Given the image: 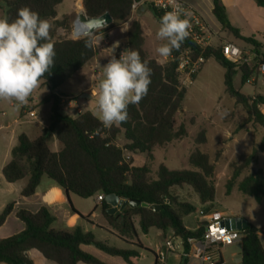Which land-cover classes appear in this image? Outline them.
<instances>
[{"label":"trees","instance_id":"trees-1","mask_svg":"<svg viewBox=\"0 0 264 264\" xmlns=\"http://www.w3.org/2000/svg\"><path fill=\"white\" fill-rule=\"evenodd\" d=\"M143 0H83V7L90 17H98L109 12L114 23L98 30L95 35L110 30L127 22L133 12L135 3ZM264 7V0H254ZM63 0H7L4 17L10 21L17 16L18 9L29 7L37 11L41 18H46L52 24L51 37L55 46L56 56L50 74H45L41 81L48 86L50 94L44 103L51 104L49 126L36 139L31 140L22 133L18 144L11 151V159L4 166L2 175L7 183H16L27 178V184L21 191L23 197L35 194L44 176L51 179L62 188L67 195L73 194L82 199H89L99 194L115 195L119 199L146 202L159 205L163 210L155 212L148 208H132L126 206L122 211L110 214V205L104 198L101 202L102 214L109 227L120 237L136 240L138 232L136 222L144 234L151 228L163 232V237L169 231L186 241L199 237L201 232L189 230L183 218L196 212V207L188 202H182L173 195L171 189L189 185L198 194L201 203H210L206 210H211L216 196V167L210 157L200 150L194 151L189 157V163L196 169L170 170L160 165L156 179L149 178L150 163L144 166H134L132 157H126L125 152L146 154L148 161L154 160V149L165 146L173 140L182 139L187 130L181 125L174 130L173 122L177 112L183 110V102L187 88L182 86L178 72L177 59L187 49L194 52V57L200 49L192 42L185 40L179 50H173L171 60L159 64L150 59L145 51V38L138 20H134L127 30V49L139 51L141 59L148 62L152 69L151 84L147 95L138 103L128 106V120L110 129H104L100 121L89 111L78 114L77 117L65 115L61 110V98L55 93L76 73L86 67L98 55L94 36L72 39L61 36L58 30L71 33L76 15H65L56 20L57 7ZM149 9L160 21L163 12L149 4ZM213 14L221 24L222 29L234 38L252 48L257 61L264 63V48L254 37H244L232 26L228 19L226 7L222 0H213ZM207 60L213 58L225 69L224 84L226 93L237 103L242 104L250 117L264 127V114L259 106L264 105V96L250 99L234 86L238 73L242 75V84L255 76L256 67L249 64L241 66L227 61L219 48H208L204 54ZM197 75L194 76V80ZM97 129H100L97 134ZM123 134L128 141L120 146L117 141ZM55 136L61 144L58 152L52 151L50 142ZM205 142V137L200 140ZM264 153V135L261 142L239 166L233 169L227 182V192L231 193L237 180L247 169L256 165L258 154ZM239 191L253 197L257 203L264 199V173L258 169L252 170L238 183ZM14 204H8L0 214V227L13 212ZM17 217L25 224L21 233L0 239V263L33 264L27 257L31 249L39 251L46 259L56 264H106L97 257L82 250V245H93L104 253L120 257L128 264L132 259L140 258L142 246L135 244V249H122L110 246L97 240L93 232H86L81 226L70 230H55L52 228L55 217L45 206L36 213L25 209L17 211ZM87 219V218H84ZM242 264H264V247L260 239L261 230L251 223L243 230ZM186 259L185 263H188Z\"/></svg>","mask_w":264,"mask_h":264},{"label":"rangeland","instance_id":"rangeland-1","mask_svg":"<svg viewBox=\"0 0 264 264\" xmlns=\"http://www.w3.org/2000/svg\"><path fill=\"white\" fill-rule=\"evenodd\" d=\"M6 2L7 0H0V18H4L7 8ZM80 2L81 0H63V2L57 7L59 17L62 19L64 14L70 13L72 8L74 12H77V14L80 10H82L83 13L82 2ZM79 3L81 4V8L78 7ZM216 23L219 24L217 19ZM149 24L157 34V31L160 27V21H149ZM74 29L75 26L73 25V31ZM212 29H214V31H218L217 25L212 26ZM58 32L61 36H68L71 38L73 37L72 32L70 34H66L63 29L58 30ZM220 34L223 35L224 33ZM80 37L82 36L77 38ZM224 40H226L225 37L223 40H221V42H218L215 48H219L221 44L224 43ZM153 42L156 44V49L161 44L166 43V41L158 39L154 40L151 34L148 33L147 49L151 58L154 57V54L152 53ZM235 42L242 50L252 51V49H248L249 47H247L245 43L239 41ZM123 51L124 48L122 47L116 50V53L114 54L117 58H119ZM155 53H157V51H155ZM170 60L171 58L169 56L166 62ZM203 66V69H201L202 72H199L200 74L198 73L199 76H197L196 80L193 81L192 84H186L184 82L185 77H180L182 86L187 88V94L183 102V110L176 113L173 126L174 130H179L180 126L184 125L187 130L186 136L182 139L173 140L171 143H168L165 146L156 147L154 149V160L151 162L147 160L146 154L143 153H132L126 151L125 155L127 158H133L134 166L141 167L149 162L151 170L149 178L156 179L158 169L162 164L168 167L170 170L195 171L196 169L189 163V157L194 151L200 150L210 157V161L216 167V196L212 208L220 211H226L230 214H246L250 219H255L258 221L257 223L262 225L264 223V207H260L254 198L244 196L238 191L237 188H234L231 193H228L227 178L232 176L233 169L236 166L242 164L245 158H247L252 153L253 149L259 145L264 135V127H262L259 123H256L250 117L247 109L242 104L237 103L235 99L231 98L226 93L224 84L225 69L221 67L213 58L207 60ZM85 72H87L86 77L84 76L83 78H80L79 75L75 76L73 79L68 81V85H66L67 87L63 85L60 91H63L61 95H67L71 91L70 93L76 95L81 102L85 103L83 106L85 111L91 110L94 112L96 110V97L93 96L92 98L88 99L89 103H87L86 99L81 98L83 94L81 92L82 89L85 86H89L91 84L90 77L88 75L89 71L87 68H84L81 74L85 75ZM99 72L100 74H98V79L92 83V88L97 90L99 81L102 79V70L98 71L97 73ZM234 83V86H236L235 88L238 89V91L240 90L241 93L245 94L250 99H255L257 96H260L255 93H259L264 96V77L262 75L258 76L257 83L254 81L251 85H246L243 88L240 86V75L235 77ZM50 93L51 92L48 86L45 85L43 81H41L40 86L32 93L28 101L34 100V102H37L41 106L44 103V99ZM253 94L255 95L252 96ZM12 103L13 105H11ZM22 106L23 105L18 104L16 101L0 100V126H4V128L0 129V169L5 156L11 149L12 145L9 143V141L14 128L5 127L7 126L6 122H10L16 117H20L23 112ZM63 112L65 115H69L70 113L68 109L63 110ZM2 113H5V115ZM21 119H25L23 118V115ZM16 129L19 132L22 128L16 127ZM202 137H205V142L200 141ZM16 142L17 139L13 141V143ZM127 142L128 141L124 138L123 134L119 136L117 141L120 146H124ZM53 147L55 146L52 145V149ZM255 168H260L264 172V153H259ZM250 172V168L245 170V175L249 174ZM1 173L2 172H0V175ZM171 192L173 195L177 196L180 201L191 203L196 207L195 213L183 218L184 225L187 228H195L197 225L195 218L197 209L202 208L198 194L189 185H185L183 187H174L171 189ZM73 196L74 198L80 200L82 203V208L85 212L88 211V213H90L93 211L95 203L94 199H81L76 195ZM101 220L102 223L105 224V220L102 217ZM157 234L158 230L155 228H152L149 234H144L141 230H138L139 241L142 243V245L151 247L152 249H154L156 244L159 242L160 245H162L164 242V237H159ZM96 235L100 241L108 240V243H110L112 246H123L120 241L112 238L101 230H98ZM261 241L264 243V237L261 238ZM91 248L93 253H100L104 255V253L100 252L95 246H92ZM241 250V243L225 247L223 249V256L227 261L226 264H241L237 262V259L241 258ZM148 254L146 253V260L142 261L141 264H150L151 256ZM234 254L235 256H233ZM117 260L123 262L121 258H118ZM168 264L172 263L168 262ZM188 264H195V262L189 260Z\"/></svg>","mask_w":264,"mask_h":264},{"label":"crops","instance_id":"crops-1","mask_svg":"<svg viewBox=\"0 0 264 264\" xmlns=\"http://www.w3.org/2000/svg\"><path fill=\"white\" fill-rule=\"evenodd\" d=\"M152 1L153 0H143V1L138 2L137 5H134L132 15L127 22H125L119 26H116L114 28H111L110 30L101 32L98 35L94 34L95 35L94 41H95V45L97 46V49H98V55L86 67H84V68H87L89 71L88 75L90 77L91 84L89 86H85L82 89L81 92L83 94L84 93L90 94L91 95L90 98H92L93 96L96 97L98 90L92 88V83H94L98 79V76H99L98 74H100V72L99 73H97V72L101 71L102 66L108 62V60L110 59V56H109L110 48H112L117 42L119 43V47H116L115 48L116 50H118L122 47L124 48V51L127 50V47H126L127 30L129 28L130 24L134 20H138L141 24L143 36L145 38L144 48H145V51H146L148 57H150V55H149L150 53L147 49L148 33L151 34V36L154 38V40L157 39V36H156L155 31L150 27L149 21H158L155 18L152 11L149 9V4H151ZM180 1H182L183 3L189 5L191 8H193L204 19V21L208 24L209 28L215 34V37L213 40L214 46H217L218 42H221V40H223L224 37L226 40H224L223 42H232L234 44H236L235 41L242 42V41L234 38L227 31H224L219 22H218L219 24L216 23V17L213 14V0H180ZM81 2H82V6H83V0H81ZM222 2L224 4V6L226 7L228 19H229L230 23L232 24V26L234 28L238 29L242 36L254 37L255 40H257L264 48V7L259 6L254 0H222ZM83 10H84V7H83ZM78 12L79 13L77 14V12H74L73 8H72L70 13L64 14V16L75 14L76 19H77L78 15H80L82 13V10H80ZM59 18L60 17H59L58 12H57L56 20L61 19V18L60 19ZM215 25H217L218 31H214V29H212V26H215ZM219 31H220V33H224V34L221 35L219 33ZM71 32L73 33V28H72ZM67 34H70V33H67ZM69 38H71V37H69ZM72 39H78V38H74V36H73ZM155 46H156V44H155V42H153L152 43V47H153L152 53L154 54L153 55L154 57H152V58L150 57V58L157 60V62H159L160 64H164L166 62V60L168 59V57L167 58H161L160 57V59H159L158 53H155V51H156ZM246 46L249 47L248 49H252L249 45L246 44ZM84 68L82 70H80L78 73H76L74 75V77L78 76V75L80 78L81 77L83 78L84 76L86 77L87 72H85V75L81 74L82 71L84 70ZM201 72H202V70L200 71V73ZM199 74L197 76H199ZM238 75H240V86H241V88H243L246 85L252 84V83L251 84L246 83L243 85L241 73H238L236 75V77ZM195 80H193V81H195ZM257 81H258V77L256 78L255 83H257ZM234 82H235V79H234ZM64 85H65V87H67L66 85H68V81ZM234 85H235V83H234ZM61 87L55 93L61 98V110H62L63 114H65L63 112V110L68 109L70 112L69 116L75 118L79 114L76 111L77 107H81L82 112L83 111L84 112L89 111L93 114V112L91 110L85 111L83 109V106L85 105V103L81 102L76 95H73L72 93H70L71 91L67 95H61V93L63 92V91H60ZM64 89H66V88H64ZM255 94L262 96L259 93H255ZM255 94H253L252 96H254ZM90 98H82V99H86L87 103H89L88 99H90ZM45 99H44V101H45ZM11 105H13V103ZM26 105H29L32 110H35L36 118L32 119V120L31 119L29 120L26 118L21 119L22 118V114H21L20 117H16L14 120H12L10 122L5 121L7 123V126H5V127H7V128L13 127L14 129L12 130V136H11L10 141H9V143L12 144L11 149L7 152V154L5 156V159L1 165V169H0L1 171L0 172H2L4 166L10 161L11 151L14 147L17 146L18 137L20 134L24 133L31 140H34V139L38 138L44 132V130H46L49 126L51 104L43 103L40 106V104H38L37 102H34V100H33V101H28V103ZM259 109L264 114V105L259 106ZM2 114L5 115V113H2ZM16 127H21L22 128L21 131L18 132ZM1 128H4V126H0V129ZM16 139H17V142L13 143V141H15ZM235 140H236V138H235ZM52 145L55 146V147H53V149H52ZM50 147H51L52 151H55V152H58L61 149V144L58 142V140L55 136H53L52 141L50 142ZM258 157H259V154H258ZM255 167H256V165L253 166L251 170L253 171V168H255ZM258 169H260V168H258ZM45 177H47V176H44L42 178L41 183L38 186V188L36 189V192L34 195H32L30 197H23L21 195V191L23 190V188L27 184V178L23 179L21 181H18L16 183L10 184V183H7L5 181V179L1 173V175H0V214L4 211V209L6 208V206L8 204L13 203L14 204V210L8 216L5 223L0 227V239H6L9 237L15 236V235H17V234H19L25 230V224L17 217V211L18 210L25 209V210H28L32 213H36L37 211H39V209L41 207L45 206L49 209V211L55 217V222L52 225L53 229H55V230H70V229H74L78 226H81L86 232H93L95 234L96 238H97L96 232L98 230H101V231L107 233L112 238L120 241L123 244V246H121V247L114 246V247L122 248V249H135V244L139 243L142 246V249L140 250L141 257L132 259V264H141L142 261L146 260V257H147L146 253L147 254L149 253L151 256L150 264H155V254L160 249V242L158 244H156L154 249H152L151 247L142 245V243L139 241V237L136 240H129V239L127 240V239L120 237L107 224V221L102 214L101 203L97 202V196L89 198V199L95 200L93 211L90 213H88V211L85 212L84 209L82 208V203L80 202V200H78L77 198H74L73 194L67 195L62 188L57 186L48 177L47 178H45ZM244 177H245V172L237 180V183L233 187V189L234 188L238 189V183L240 181H242V179ZM230 178H231V176H229L227 178V182L230 180ZM238 191H239V189H238ZM244 196H246V195H244ZM247 197H250V196H247ZM201 204H202V208L197 209V211L201 210V209L206 210V208L210 205V203H205V204L201 203ZM213 205H214V203H213ZM258 205L260 207H264V199L261 203H258ZM212 209H215V208H212ZM223 212L227 213L232 218L233 217H240V218L246 219L248 221V223L253 224L254 226H256L257 228H259L261 230L260 239L262 237H264V223L262 225H260L259 223H257L258 222L257 220L250 219L246 214H243V213H231L230 214L226 211H223ZM101 217L105 220V224L102 223ZM84 218H87V219H84ZM136 228H137V232H138V230H140L138 222H136ZM151 229L149 230L148 234L150 233ZM194 229L195 228L189 229V230H194ZM157 235L159 237L163 236V232L158 230ZM97 240L100 241V239H98V238H97ZM102 242H105L108 245H110V243H108V240L102 241ZM241 244H242V242H241ZM262 244L264 247V243H262ZM92 246L93 245H82L81 248L83 251H85L89 254H92L93 256L97 257L98 259L105 262L106 264H128L122 258L121 259L123 262H120L119 260H117L120 257L110 256V255L104 253L103 251H101L99 249L98 250L100 252L104 253V255H102L100 253L95 254L91 250ZM110 246H112V245H110ZM241 253H242V250H241ZM26 255H27L28 259L33 264H56L55 262L46 259L36 249L29 250ZM233 256H235V254ZM168 262H171L172 264H182V259L177 257V256L171 255L168 258ZM237 262L242 264V254H241V258L237 259ZM226 263H227V261L225 260V258L223 256V263L222 264H226ZM0 264H4V263H0ZM79 264H84V263H79ZM184 264H186V263H184Z\"/></svg>","mask_w":264,"mask_h":264},{"label":"clouds","instance_id":"clouds-1","mask_svg":"<svg viewBox=\"0 0 264 264\" xmlns=\"http://www.w3.org/2000/svg\"><path fill=\"white\" fill-rule=\"evenodd\" d=\"M52 27L48 19L27 6L18 9L11 21L0 18V100L27 104L41 78L51 73L56 56ZM190 28L188 13L176 3L160 19L156 36L166 43L157 47L158 55L167 58L173 50H179ZM116 47L118 42L110 48V59L102 66L93 112L104 129L127 122L128 106L138 104L151 84L152 69L139 51L127 49L117 58ZM96 131L99 134L100 129Z\"/></svg>","mask_w":264,"mask_h":264},{"label":"built area","instance_id":"built-area-1","mask_svg":"<svg viewBox=\"0 0 264 264\" xmlns=\"http://www.w3.org/2000/svg\"><path fill=\"white\" fill-rule=\"evenodd\" d=\"M176 3L183 6L190 19V35L186 40L192 42L200 49L197 57H194L193 50L187 49L177 59L180 76L185 77L184 82L186 84H192L193 76L197 75L207 62L204 56L206 50L215 48L213 44L215 34L193 8L180 0H153L151 4L162 11L164 15L166 12L171 11ZM74 26L73 36L75 38L84 37L83 32L77 34L78 23H75ZM220 50L224 58L233 64H249L251 67H256L255 76L249 79L247 83H253L259 75L264 77V63L257 61L252 51H244L232 42L222 43ZM114 53H116V49ZM76 110L78 113L82 112L81 107H77ZM22 111L23 118L29 120L36 118L35 110H32L29 105H23ZM104 198L102 194L97 195V202L101 203ZM195 218L197 225L192 231L201 232V235L187 239L188 251L186 250V241L177 236L174 231H170L155 254V264H168V258L171 255L181 259L186 256V259L195 262V264H222L223 249L227 246L241 243L245 236L243 230L234 228L232 217L223 211L201 209L197 211Z\"/></svg>","mask_w":264,"mask_h":264},{"label":"water","instance_id":"water-1","mask_svg":"<svg viewBox=\"0 0 264 264\" xmlns=\"http://www.w3.org/2000/svg\"><path fill=\"white\" fill-rule=\"evenodd\" d=\"M80 23L83 26V34L84 37L86 36H93L98 30L108 27L109 25L114 23V19L109 12L104 13L98 17H90L86 14L85 10L83 13L78 15L76 22ZM82 98H90L91 95L84 93L81 96ZM258 168H253V172L256 173ZM106 202L111 206L108 212L110 214H114L117 211H122L126 206H130L132 208L143 207L151 209L155 212H159L163 210V208L159 205H150L146 202H134V201H127L119 199L115 195H108L106 196ZM234 228L238 230H244L248 226V221L246 219L240 217H233L231 218ZM186 261V256L182 258V264Z\"/></svg>","mask_w":264,"mask_h":264},{"label":"bare ground","instance_id":"bare-ground-1","mask_svg":"<svg viewBox=\"0 0 264 264\" xmlns=\"http://www.w3.org/2000/svg\"><path fill=\"white\" fill-rule=\"evenodd\" d=\"M80 3L78 4L79 5L78 6L79 8H81V4ZM81 32H83V26L79 23L78 26H77V34H79Z\"/></svg>","mask_w":264,"mask_h":264}]
</instances>
